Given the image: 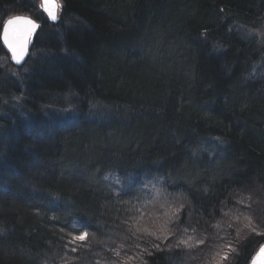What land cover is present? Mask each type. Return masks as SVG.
Returning a JSON list of instances; mask_svg holds the SVG:
<instances>
[{
    "label": "trees",
    "instance_id": "16d2710c",
    "mask_svg": "<svg viewBox=\"0 0 264 264\" xmlns=\"http://www.w3.org/2000/svg\"><path fill=\"white\" fill-rule=\"evenodd\" d=\"M63 2L35 72H7L0 39V264H184V245L131 228L159 194L163 214L183 204L179 237L210 234L221 264H249L264 222L239 239L229 217L264 197V0ZM21 6L0 0V32Z\"/></svg>",
    "mask_w": 264,
    "mask_h": 264
},
{
    "label": "rangeland",
    "instance_id": "374dc122",
    "mask_svg": "<svg viewBox=\"0 0 264 264\" xmlns=\"http://www.w3.org/2000/svg\"><path fill=\"white\" fill-rule=\"evenodd\" d=\"M59 21H60V15L58 17V22L56 24H58ZM2 61H3L2 64H6L9 66L7 72H9L10 74L11 73L15 74L16 72L18 73L22 72V71H16V69L18 68H16L13 65L11 56H7V59H4ZM28 63H30L29 60L27 64ZM158 198H160V194L159 196L155 197L153 203L152 202L149 203V206L147 208L149 207L150 208L147 211L143 210L140 212V214H143V216H140L137 220L132 221L131 228H134L135 236L141 237V238L138 237L139 240L141 242H146L148 247L149 246L156 247L157 245H154L155 243L159 244L163 242L167 243L168 247H170V245L180 246L181 243L182 245H184L183 247H185V251L188 254V255L185 254V257H183L184 264H221V262L223 261V257L218 252L215 251V247H216L215 244L217 243V240L214 239L212 235L206 234L208 235L207 240L205 235L202 236L199 235L198 239H196V236L194 235L192 236L184 235L183 237L182 236L179 237L178 224H180L181 222V221L179 222V218L181 216L180 213L183 204H181L180 202L170 203L171 205L174 206L169 207V210H167L166 213L163 214L160 208L157 207L158 204H160ZM239 201L241 202L239 206L242 208L236 211L234 210L233 213H231L229 220L236 229V234L238 238L243 239L246 238L247 235L261 231L259 229V225L257 221L264 222L262 217L264 197H261L259 191L255 190V192L253 193H248L244 195L243 200H241L240 198ZM168 203L169 202H167V205L169 206ZM145 223L148 227H150L153 230V232H158L159 230H161L167 236L165 238H160L159 240L154 241L155 238H152L149 235V229H147ZM179 232L182 234L181 231ZM262 246H264V243L259 246V249ZM214 256H219V257L214 259L215 258Z\"/></svg>",
    "mask_w": 264,
    "mask_h": 264
},
{
    "label": "bare ground",
    "instance_id": "6f19581e",
    "mask_svg": "<svg viewBox=\"0 0 264 264\" xmlns=\"http://www.w3.org/2000/svg\"><path fill=\"white\" fill-rule=\"evenodd\" d=\"M22 1V5L23 6H21V8H22V10L23 9H25L24 11H22L21 12V14H19V15H13V16H10V19H14V18H16V17H19V16H22L23 18H26V19H30V20H32L36 25H38L39 26V30L37 31V33L35 32L34 34V36H33V39H31V40H28V44H27V47L28 48H30V55H29V57L27 58L29 61H31V65H35V68H33L32 69V72H35L36 70H34V69H37L36 68V66H37V64L36 63H38L39 61H37L36 60V58H37V56H36V54H35V56L31 59V57H32V54H33V45H34V43L36 42V40H37V35L39 34V32H41V30H43V31H46V29L47 28H45L46 26L45 25H55L54 23L55 22H51L52 21V19L50 20V17L48 16V13L44 10V7L42 6L43 5V2H44V0H26L27 1V3L26 2H24V0H21ZM55 3H57L58 5H59V8L57 9V17H58V14L60 15V19H61V16H62V14H61V12H62V10L65 8V3L63 2V0H55ZM29 8V9H28ZM61 11V12H60ZM9 19V18H8ZM7 21V20H6ZM5 21V22H6ZM254 23V22H253ZM4 25V24H3ZM242 28V27H241ZM247 28L245 29V28H242V29H240V31L242 32V33H244V32H247ZM244 31V32H243ZM260 32V35L262 34V32L261 31H259ZM2 33H3V30H1V32H0V37L2 36ZM51 37H52V35H50ZM243 38H244V35H243ZM245 38H246V36H245ZM31 41H33L32 43H30ZM1 43H2V45H3V41H2V39H1ZM30 44H31V46H30ZM47 45V44H46ZM45 49V51H47V50H49L50 48L48 47V46H45L44 47ZM43 51V50H42ZM7 52V51H6ZM7 56H9V54H8V52H7ZM42 58V57H41ZM28 62V61H27ZM27 62L21 67V68H19V69H16V71H22L21 73H18V72H16L15 73V76H17V77H19V78H22V76H26V75H28V74H30V73H32V72H30V70L28 69V68H30V63H28L27 64ZM27 64V65H26ZM15 83H14V85H15V93H17V95L20 97V98H22L23 99V96H24V92H23V87H21V84L19 83V82H17L16 80L14 81ZM11 86H12V88H14L13 87V85L11 84ZM17 89V90H16ZM27 90V89H26ZM26 90H24V91H26ZM32 91V90H31ZM32 92H35V93H38L36 90H33ZM10 95V94H9ZM11 96V95H10ZM13 96V95H12ZM12 96L10 97L11 99H12ZM3 99L2 100H0V106L1 105H6V103L7 104H9L8 103V99H6V98H4L3 97V95L1 96ZM9 98V99H10ZM32 101H33V103H32V105H34V104H36V105H34L35 107H40V108H42V104H43V102H39V100L37 99V96H35L34 94L32 95V97H29ZM41 99L42 98H44V95L42 96V97H40ZM44 104H47V107L48 108H53V109H55V111L57 110L58 111V113H63V109L61 110L59 107H58V105L56 104V101H53V99H49V100H47V99H45L44 98ZM43 104V105H44ZM35 112V111H34ZM33 112V113H34ZM14 114H16L19 118H20V120L18 121V122H16L14 125H15V127L17 128V129H19V132H21V131H23L24 130V128H26V127H28V124H26L25 122H23V120H22V118H23V116L24 115H27V116H29V114L23 109H21L20 108V106L17 108V110L14 112ZM15 120V119H14ZM68 121L69 122H71L72 121V118H69L68 119ZM76 124V126H78V125H80V123L78 122H76L75 123ZM47 138V137H46ZM46 138H44V139H46ZM4 141V140H3ZM1 146H3L2 144H1ZM14 152H17V151H14ZM13 152V153H14ZM3 155V153L0 151V156H2ZM155 232H152L151 233V236H155Z\"/></svg>",
    "mask_w": 264,
    "mask_h": 264
},
{
    "label": "snow or ice",
    "instance_id": "6c2138e0",
    "mask_svg": "<svg viewBox=\"0 0 264 264\" xmlns=\"http://www.w3.org/2000/svg\"><path fill=\"white\" fill-rule=\"evenodd\" d=\"M44 10L48 13V16L53 20H57V9L59 5L55 3V0H44ZM25 25L26 27L18 29L14 26ZM38 27L32 20L23 17H16L7 21V26L3 29V41L12 52V57L17 64L21 63L27 54L28 37ZM88 237L87 232L73 238L72 243L78 241H84ZM75 250V249H73ZM226 258V257H225ZM253 264H264V247L260 248L259 255L253 261Z\"/></svg>",
    "mask_w": 264,
    "mask_h": 264
},
{
    "label": "water",
    "instance_id": "95a60500",
    "mask_svg": "<svg viewBox=\"0 0 264 264\" xmlns=\"http://www.w3.org/2000/svg\"><path fill=\"white\" fill-rule=\"evenodd\" d=\"M19 17H22V16H19ZM58 17H59V15H58ZM10 19V18H9ZM8 19V20H9ZM7 20V21H8ZM50 20H51V18H50ZM7 21L4 23V25L2 26V28L4 29V27H6L7 26ZM51 22H55L54 24H56L57 22H58V18H57V20H55V21H51ZM14 27H16V28H18V29H23V28H25L26 26L25 25H17V26H14ZM2 29V30H3ZM39 30V26L32 32V34H31V36L30 37H28V40H31V39H33V36L35 35L34 33L36 32L37 33V31ZM0 39H2V41H3V33H2V36L0 37ZM33 41H31L30 43H32ZM3 46H4V48H5V50L8 52V54H9V56H11V60H12V63H13V65L16 67V68H21L27 61H28V57H29V55H30V48H28L27 47V54L25 55V57H24V59H23V61L21 62V63H19V64H17L16 62H15V60L13 59V57H12V52H11V50L7 47V45L4 43V41H3ZM30 46H31V44H30ZM262 247H264V246H262ZM259 252H260V249H258L257 250V252H256V254H255V256L253 257V259L251 260V262L249 263V264H253V261L257 258V256L259 255Z\"/></svg>",
    "mask_w": 264,
    "mask_h": 264
}]
</instances>
